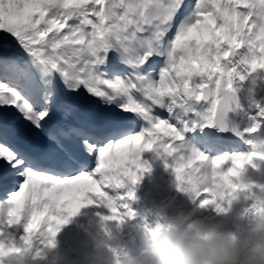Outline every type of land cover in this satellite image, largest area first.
Listing matches in <instances>:
<instances>
[{"label":"snow or ice","instance_id":"6c2138e0","mask_svg":"<svg viewBox=\"0 0 264 264\" xmlns=\"http://www.w3.org/2000/svg\"><path fill=\"white\" fill-rule=\"evenodd\" d=\"M254 126L264 0H0L2 251L40 257L86 204L106 206L104 221L134 216L147 151L197 208L243 196L264 212V184L243 175L254 157L221 135Z\"/></svg>","mask_w":264,"mask_h":264},{"label":"clouds","instance_id":"9594fccd","mask_svg":"<svg viewBox=\"0 0 264 264\" xmlns=\"http://www.w3.org/2000/svg\"><path fill=\"white\" fill-rule=\"evenodd\" d=\"M260 131L254 126L249 135ZM245 155L260 159L255 152ZM256 164L252 169L259 173L260 164ZM247 172L246 169L244 178ZM173 187L176 188L175 183ZM257 200L264 202V193L258 194ZM152 215L156 223L154 227L145 226L146 244L134 251L125 250L118 242L117 233L104 230L95 239L87 264H264V212H250L249 227L241 232L232 231L223 223L190 218L183 212L170 213L165 204L156 206ZM0 257L6 264H32L36 259L2 250Z\"/></svg>","mask_w":264,"mask_h":264},{"label":"rangeland","instance_id":"374dc122","mask_svg":"<svg viewBox=\"0 0 264 264\" xmlns=\"http://www.w3.org/2000/svg\"><path fill=\"white\" fill-rule=\"evenodd\" d=\"M249 140L253 141V144L246 143ZM239 142L241 147L237 144H227L226 146L233 147L232 150L238 153L255 152L260 158L257 160L254 157V162L260 164L259 173L249 168L245 175V182L264 184V178H260V174H264V129H261L258 134L246 135L244 140ZM141 159L147 162L146 166L149 170L143 173L140 182L134 186L135 197L127 201L129 208L134 212V216H125L119 223L104 221L102 217L109 214L105 215L97 210V213H93L95 220L83 224V229L78 223L74 224L68 221L61 226L57 233L55 246L43 248L42 256L33 260L32 264H43L46 259L54 255H69L75 259L76 264H87L86 258L93 250L95 239L102 236L103 231L108 229L118 234V242L125 250H131L133 244H137L138 248L141 247L140 241H134L133 234L145 235V226H155L156 217L152 215V212L158 206L159 199H165L171 204L174 202L175 212H183L185 216L193 219L199 218L207 223H223L226 228L236 232L244 231L249 227L250 212L247 210L243 214L238 212L240 197L231 202L227 199L221 202V207L225 209L221 213H217L214 206L199 209L188 194L173 187L175 183L174 172L171 167L165 166V161L162 158L149 151L145 154L142 153ZM126 191H122L120 194L123 195ZM135 201H139V204H136ZM243 202L248 209L251 201L245 200ZM117 224L119 225L118 229Z\"/></svg>","mask_w":264,"mask_h":264},{"label":"bare ground","instance_id":"6f19581e","mask_svg":"<svg viewBox=\"0 0 264 264\" xmlns=\"http://www.w3.org/2000/svg\"><path fill=\"white\" fill-rule=\"evenodd\" d=\"M88 101H92L93 105L92 106H97L99 104L98 101H94L92 100L91 98H85L83 103L85 102H88ZM95 104V105H94ZM9 112H13L14 113V110H8ZM17 117H18V114H15ZM24 122L21 121V124H23ZM149 152V151H147ZM152 153H155V151H151ZM145 154V153H144ZM125 189H119V190H116L118 191L119 193L121 191H124ZM105 191H109L111 192V195H114L115 192L111 189H105ZM94 201L96 200V198L93 196L91 197ZM136 204H139V201H135ZM86 208V212H83V209ZM96 209H100V210H103L105 212H107L109 215H111V212L110 210L104 206L103 204L99 203V202H95L93 204H86L84 207H82L79 212L75 215V216H72L68 219L69 223H74V224H77L80 226L81 229H83V224H87L89 222H93L95 220V218L93 217V214H92V211L96 210ZM133 237H134V241L138 242L140 241L141 245L143 246L144 244L147 243V240H148V237H147V234H146V231H145V235H139V234H133ZM137 244H133L131 250H137Z\"/></svg>","mask_w":264,"mask_h":264},{"label":"trees","instance_id":"16d2710c","mask_svg":"<svg viewBox=\"0 0 264 264\" xmlns=\"http://www.w3.org/2000/svg\"><path fill=\"white\" fill-rule=\"evenodd\" d=\"M239 211L242 212L243 210V204L240 202L239 206ZM47 264H51V263H47ZM56 264H73L71 261H69L67 258H65L64 260H60L58 261Z\"/></svg>","mask_w":264,"mask_h":264},{"label":"water","instance_id":"95a60500","mask_svg":"<svg viewBox=\"0 0 264 264\" xmlns=\"http://www.w3.org/2000/svg\"><path fill=\"white\" fill-rule=\"evenodd\" d=\"M223 135L232 138L231 134H223Z\"/></svg>","mask_w":264,"mask_h":264}]
</instances>
